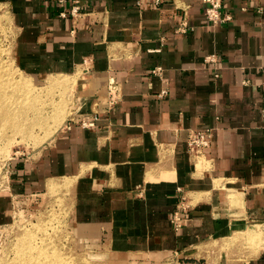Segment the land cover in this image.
Returning a JSON list of instances; mask_svg holds the SVG:
<instances>
[{
  "label": "crops",
  "instance_id": "crops-1",
  "mask_svg": "<svg viewBox=\"0 0 264 264\" xmlns=\"http://www.w3.org/2000/svg\"><path fill=\"white\" fill-rule=\"evenodd\" d=\"M0 3L20 71L76 77L74 116L8 163L0 227L16 199L56 187L79 246L107 264H264V0H223L232 19L218 25L203 0H81L76 18L47 0ZM191 132L212 134L201 156ZM227 238L251 250L229 260L210 243Z\"/></svg>",
  "mask_w": 264,
  "mask_h": 264
},
{
  "label": "rangeland",
  "instance_id": "rangeland-1",
  "mask_svg": "<svg viewBox=\"0 0 264 264\" xmlns=\"http://www.w3.org/2000/svg\"><path fill=\"white\" fill-rule=\"evenodd\" d=\"M15 34L10 8L0 3V99L6 95L9 99L0 114V188L6 185L12 158H35L74 116L76 77L37 80L24 74L12 54ZM54 188L55 192L38 202L15 200L10 221L0 227V264H107L105 258L79 246L69 226V201ZM210 243L229 260L240 259L251 250L230 244L228 238ZM211 255L217 256L215 252Z\"/></svg>",
  "mask_w": 264,
  "mask_h": 264
},
{
  "label": "built area",
  "instance_id": "built-area-1",
  "mask_svg": "<svg viewBox=\"0 0 264 264\" xmlns=\"http://www.w3.org/2000/svg\"><path fill=\"white\" fill-rule=\"evenodd\" d=\"M52 3L58 4L60 6H65V10L59 13L61 18L72 17L76 18L81 14V0H47ZM206 5L205 8V18L206 20L213 24H223L229 22L232 17L230 15H224L222 13L223 0H203ZM156 3H160V0H156ZM69 7V8H68ZM68 8V9H67ZM210 60L212 57L208 58ZM162 72V68H155L152 72L153 75H159ZM167 94V91L164 90L161 92L160 97H163ZM264 116V112H263ZM96 117L89 118L87 121L82 122V125L86 128L93 127L95 125ZM212 143V134L211 132H191L188 139V150L190 154L201 155L203 151L208 148ZM184 208L179 207L178 210L174 213V224L177 228L182 225V212Z\"/></svg>",
  "mask_w": 264,
  "mask_h": 264
},
{
  "label": "bare ground",
  "instance_id": "bare-ground-1",
  "mask_svg": "<svg viewBox=\"0 0 264 264\" xmlns=\"http://www.w3.org/2000/svg\"><path fill=\"white\" fill-rule=\"evenodd\" d=\"M0 100L3 101V102H0V114H1V113L4 112L3 110L8 106V104L5 103V100L8 101L9 99H8V96L6 95L5 98H1ZM10 106H11V105H10ZM6 113H8V112H6ZM6 113L3 114L4 117L7 116ZM52 188H53V187H52ZM52 188L49 189L51 193H53V192H54V189H55V188H54V189H52ZM50 195H51V194H50ZM252 230H253V229H252ZM254 231H255V229H254Z\"/></svg>",
  "mask_w": 264,
  "mask_h": 264
}]
</instances>
